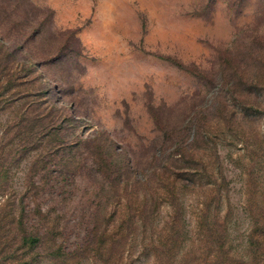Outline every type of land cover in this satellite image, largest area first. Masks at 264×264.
I'll return each instance as SVG.
<instances>
[{
  "label": "trees",
  "instance_id": "obj_1",
  "mask_svg": "<svg viewBox=\"0 0 264 264\" xmlns=\"http://www.w3.org/2000/svg\"><path fill=\"white\" fill-rule=\"evenodd\" d=\"M260 16L228 50L223 74H200L224 99L219 118L202 133L191 126L187 144L185 127L164 130L145 168L104 132H72L60 91L26 89V75L0 65V264H264ZM79 183L95 199L71 246L62 208Z\"/></svg>",
  "mask_w": 264,
  "mask_h": 264
},
{
  "label": "rangeland",
  "instance_id": "obj_2",
  "mask_svg": "<svg viewBox=\"0 0 264 264\" xmlns=\"http://www.w3.org/2000/svg\"><path fill=\"white\" fill-rule=\"evenodd\" d=\"M263 11L264 0H0V65L26 75V89L60 91L72 132H104L145 168L164 130L185 127L187 144L219 118L224 99L200 74H223ZM94 195L79 183L63 205L71 246ZM246 229L243 219L236 233Z\"/></svg>",
  "mask_w": 264,
  "mask_h": 264
}]
</instances>
